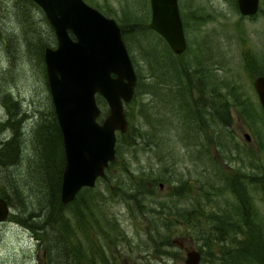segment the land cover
<instances>
[{
	"label": "rangeland",
	"instance_id": "374dc122",
	"mask_svg": "<svg viewBox=\"0 0 264 264\" xmlns=\"http://www.w3.org/2000/svg\"><path fill=\"white\" fill-rule=\"evenodd\" d=\"M82 1L123 30L136 78L133 96L123 105L126 132L115 135L117 154L104 178L71 203L52 206L53 225L44 226L40 214L50 204L39 180L36 134L51 125L54 114L44 48L42 56L38 52L56 42L31 1L34 6L0 0V151L17 144L14 162L0 168V198L7 195L11 204L0 224V264H183L189 249L201 255L200 264H228L225 252L255 241L264 228V117L252 89L253 80L264 76V0L251 17L238 14L235 0H177L186 46L176 57L146 29L148 0ZM197 82L206 86L203 93ZM182 84L189 95L192 90L202 124L190 121L175 96ZM95 104L100 123L107 106L98 95ZM181 179L192 188L196 180L202 191V224L196 228L164 227L172 200L167 189ZM240 200L250 227L218 237L216 220L204 225L209 216L236 220ZM29 214L38 217L26 220ZM32 224L43 230L33 232ZM60 247L67 248V257L58 256Z\"/></svg>",
	"mask_w": 264,
	"mask_h": 264
},
{
	"label": "water",
	"instance_id": "95a60500",
	"mask_svg": "<svg viewBox=\"0 0 264 264\" xmlns=\"http://www.w3.org/2000/svg\"><path fill=\"white\" fill-rule=\"evenodd\" d=\"M38 7L53 32L55 48L43 49L46 84L61 136L63 168L59 204L73 201L81 189H91L115 156L116 133L127 123L123 105L130 102L135 74L123 45L120 29L82 0H29ZM242 17L254 16L258 0H235ZM150 17L146 29L160 37L173 55L185 50L177 0H148ZM68 33L70 35H68ZM252 89L264 115V76L256 77ZM98 95L107 115L98 123ZM246 142L247 134H243ZM9 208L0 198V224ZM183 264H200L199 253L189 249Z\"/></svg>",
	"mask_w": 264,
	"mask_h": 264
},
{
	"label": "trees",
	"instance_id": "16d2710c",
	"mask_svg": "<svg viewBox=\"0 0 264 264\" xmlns=\"http://www.w3.org/2000/svg\"><path fill=\"white\" fill-rule=\"evenodd\" d=\"M24 1L26 3H29L30 6H34L29 0H24ZM122 32H123V30L120 31V35H122ZM121 39H122V36H121ZM43 48H45V47H43L41 45L40 51L38 52V54L40 56H42V49ZM180 55H174V57L180 56ZM174 69L177 72L176 73L177 76L180 77L178 68H174ZM261 76H263V75H261ZM201 80L203 81V78H201L200 81ZM197 85L199 88L198 91L203 93L205 91L206 86H203L202 82L200 83L201 88L199 87V82H197ZM175 96L177 98H180V102L182 103V107L184 108L186 115L189 118H193L194 113L189 110V107L191 108L189 92L186 89L185 85L182 84L181 90L179 89L175 93ZM191 110L194 111L192 108H191ZM49 124H51V125H49V126L47 125L45 127L43 126L41 129H39L38 131H41V132H40V134H38V131H37L36 137L38 139L37 143L39 145L40 153H42V156H41V165L42 166L40 168V173H41L43 179H39V180L42 181V183L44 184L46 196H47L48 202L50 204L49 206L47 204L46 210L44 211V213H41L40 216L44 218L43 225L47 226L48 228L51 229L53 222H54L53 221L54 215L51 214V207L53 206V207H56L57 209L62 207L59 204V186H60V176H61V172H62V168H63V153H62V146H61V136H60V132L58 130L57 124L55 123L54 117L52 119V123L50 122ZM40 138H42L44 140L43 143H45V148H43L44 145L42 143H40ZM48 139H50V140L47 141ZM11 140H13V139H11ZM16 148H17V144L14 145L13 141H11L10 143H8L6 145H3V148H2L3 150L0 151V168H5L6 166H8L14 162ZM116 149H117V147H116V143H115V154H117ZM10 191H12L11 188H10ZM80 191H89V189L88 190L87 189H81ZM78 193L76 195H78ZM124 193H125V191H124ZM115 194L116 193H114L112 195H115ZM2 198L6 202V204L10 207L11 204H10V201L8 199V196L4 195ZM238 203H237V209H239L241 213L237 210V213H236L237 219L236 220L231 221L228 219L227 216H219V217L209 216V217L205 218L204 225L206 223L207 224L211 223V221H213V220H216L214 224L217 225L215 227H217L216 229L220 232L218 237H221L222 234L225 235L229 231H234V233H236V231L241 229V227L242 228L247 227V226L250 227L251 224H250V218H249V213H248L249 210L245 205L246 203L242 202V200H240ZM85 209L88 211L87 204L85 205ZM78 210L81 211L82 213L85 212V210L82 208V204H80V206L78 207ZM20 214H22V209L20 210ZM37 217L38 216L29 214L27 216L26 220L31 219V218L36 219ZM21 223L24 224L23 220H21ZM44 226H34L32 224L31 226H29V228L33 232L37 233V232H41L43 230ZM67 227H68L67 225L62 224V228L69 229ZM104 227L110 228V229L117 228L116 225H115V228H112V226H109L108 224H105ZM252 230H253V228H252ZM239 232H241V231H239ZM261 232H262V234L264 233L263 227L257 231V237L256 238H254L252 236V232H250V236H252L255 241H252V240L249 241V239H248L245 241L244 244L243 243L239 244V248L236 247L234 249H231V250L225 252L227 254L226 262L228 264H264V236L261 235ZM67 237H68V234H67V232H65L62 235V238L65 241ZM261 254H262V256H261ZM48 255H49V251H48ZM58 256H61V257L66 256L67 257L68 256L67 248L65 249V248L60 247V253H58ZM200 263H202V258H200Z\"/></svg>",
	"mask_w": 264,
	"mask_h": 264
},
{
	"label": "flooded vegetation",
	"instance_id": "af4514ba",
	"mask_svg": "<svg viewBox=\"0 0 264 264\" xmlns=\"http://www.w3.org/2000/svg\"><path fill=\"white\" fill-rule=\"evenodd\" d=\"M68 35L70 34L68 33ZM189 91H190V95H189L190 106L194 111H192L190 107H189V110L195 114L193 118H190V121H193L194 124L195 123L197 124V122L202 124V115L200 112H196L198 111V109L195 103L191 101V99H193L192 90H189ZM198 130L201 132L200 129ZM211 143H214V142L212 141ZM190 144H193V147H195L194 143H190ZM185 181L186 180L181 179L180 183H178L177 186H173L172 188L167 189L169 193V198L171 196L172 200H171V203L168 204L169 214H166L165 216H169L168 217L169 219H167V224L164 225L163 223L164 227H170L171 225V226H174V228L176 227L178 228L195 227L196 228L202 224V219H201L202 191L199 188V184L198 182H196V180H195V184H193V188L189 185V183L187 184ZM167 182L170 183V180H167ZM155 183L156 182L153 181L152 183L148 184V187L151 188V191H153V189L155 190L154 188ZM162 187H163V184H158L157 191L158 190L161 191ZM179 248H182V247L179 246Z\"/></svg>",
	"mask_w": 264,
	"mask_h": 264
},
{
	"label": "bare ground",
	"instance_id": "6f19581e",
	"mask_svg": "<svg viewBox=\"0 0 264 264\" xmlns=\"http://www.w3.org/2000/svg\"><path fill=\"white\" fill-rule=\"evenodd\" d=\"M180 17V16H179ZM181 20V19H180ZM182 24V23H181Z\"/></svg>",
	"mask_w": 264,
	"mask_h": 264
}]
</instances>
